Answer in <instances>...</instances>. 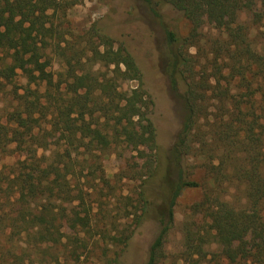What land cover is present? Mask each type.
<instances>
[{"label":"trees","instance_id":"1","mask_svg":"<svg viewBox=\"0 0 264 264\" xmlns=\"http://www.w3.org/2000/svg\"><path fill=\"white\" fill-rule=\"evenodd\" d=\"M121 1L129 5L131 17L141 16L139 10L144 15L147 57L131 51L126 25L99 34V42L90 37L83 46L70 42L55 23L63 1L0 0V98L20 104L30 96L42 100L36 112L17 110L12 125L3 121L7 115L0 105L1 150L13 157L0 163V264L80 258L86 247L64 238L70 206L83 199L82 187L73 184L81 155L137 148L146 137L122 129L141 116L149 122L152 149L164 140L157 122L146 115L156 103L143 81L151 72L166 79L171 106L183 115L179 129L167 130L177 177L166 214L153 227H141L139 221L130 228L126 257L108 263L240 264L234 244L258 225L264 237V0ZM184 20L189 29L179 39L173 26ZM136 21L142 23L140 17ZM21 76L25 80L19 82ZM132 80L138 81L136 87H121ZM9 85L13 88L5 92ZM83 89L102 90L93 101L101 116L94 115ZM210 99L219 112L204 128L199 118ZM71 119L77 122L73 133H61ZM192 159L201 162L200 179L196 166L188 164ZM189 188L202 189L208 209L201 219L184 218L178 227L176 207ZM142 198L140 191L137 203ZM174 230L182 236L183 249L170 261L167 243ZM195 235L192 252L188 243ZM256 248L246 251V259L264 254V243Z\"/></svg>","mask_w":264,"mask_h":264},{"label":"rangeland","instance_id":"2","mask_svg":"<svg viewBox=\"0 0 264 264\" xmlns=\"http://www.w3.org/2000/svg\"><path fill=\"white\" fill-rule=\"evenodd\" d=\"M62 1L59 11L54 15V20L64 30L66 38L70 42L81 43L84 46L90 37H95V40L99 42V34H113L118 27L126 25L125 33L131 51L141 58L147 57L148 49L143 45L145 38L142 37L144 25L147 22L143 19L144 15L139 10L140 8L136 10H139L140 21L144 24L136 21L139 17H131L128 13L130 7L125 1ZM188 29L189 26L185 20L173 26L179 39L187 34ZM191 51L194 53L195 48H192ZM145 63L147 64V62ZM31 66L32 63H26V67ZM161 70L163 71L162 67L159 72ZM19 72L22 74L23 70H19ZM103 72L109 73L110 69H104ZM154 75L155 72H151L149 76L147 74L143 76L145 86L150 89L153 100L156 101L147 109L146 115L157 122L164 142L160 143L158 149H152V144L147 140L150 129L149 122L146 117L141 116L136 117L130 126L122 129V133L127 135L146 137V142L144 141L137 148L121 149L119 154L93 151L81 155L79 179L73 184L82 187L83 199L75 200L70 206V220L67 221V226L65 225L64 240L71 239L86 248L82 250L83 254L79 259L75 256L61 257L60 264H109L108 260L112 257L122 261L126 257L128 230L139 225V221L141 227H153L166 214V206L177 177L167 148L170 142V137L167 134L170 133L169 128H180L183 115L173 110L171 106L166 79L162 80ZM24 80V76L18 79L19 82ZM128 85L136 87L138 81L132 80L130 84L123 83L121 87ZM12 88L13 86L9 85L5 92ZM81 93L87 96L88 104L95 111L96 106L93 101L98 100V95L102 94V90L99 89L94 94H90L88 89H83ZM0 99V105L4 108L2 114L11 115L9 119L4 116L3 121L11 125L16 122L17 110L23 111V115H26V107L36 112L42 103V100L35 96H30L26 104L24 102L20 104L4 95H1ZM216 103L215 99L205 102L207 109L200 114L199 118V123L204 128L219 112ZM6 109H9L8 113H6ZM96 111L94 115L101 116L100 112ZM76 123V119L63 123L61 133H73ZM1 148L2 144L0 143V163L12 162L13 157L4 155ZM188 164L191 167L196 166V178L200 179L204 175L203 169H198L201 165L200 161L192 159L188 161ZM153 168L154 171L151 173ZM140 191L143 192V198L140 203H137ZM207 209L208 202H206L202 189H187L179 198L176 207L178 227L184 218L195 215L201 219ZM192 229L195 232L197 228ZM196 239L198 240V237L195 235L194 240L188 243V249L192 252L196 250ZM181 240L182 236L178 230H174L169 236L167 250L171 257L170 261L175 260L174 257L178 254L180 247L183 249ZM263 243L262 226L258 225L249 229L233 246L241 253L240 264H244L245 255L248 254L246 251L253 252L257 250L256 246H262ZM57 251L59 255H63L64 251L61 247H58ZM257 256L252 255L251 259L247 257L246 264H264V254L259 255L263 257L262 260ZM193 257L196 258L197 255ZM132 261L134 262V260ZM177 261L178 264H195L192 261Z\"/></svg>","mask_w":264,"mask_h":264}]
</instances>
